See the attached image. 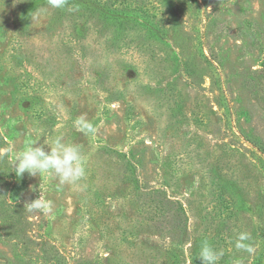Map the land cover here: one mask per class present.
<instances>
[{"label":"rangeland","instance_id":"1","mask_svg":"<svg viewBox=\"0 0 264 264\" xmlns=\"http://www.w3.org/2000/svg\"><path fill=\"white\" fill-rule=\"evenodd\" d=\"M56 135L84 180L17 177ZM203 240L264 264V0H0V264H200Z\"/></svg>","mask_w":264,"mask_h":264},{"label":"clouds","instance_id":"2","mask_svg":"<svg viewBox=\"0 0 264 264\" xmlns=\"http://www.w3.org/2000/svg\"><path fill=\"white\" fill-rule=\"evenodd\" d=\"M49 4L55 8H62L65 0H49ZM73 126L85 135H94L97 131V126L84 117H78L73 122ZM9 150L12 151V148ZM84 161V151L80 144L67 142L63 135H56L51 143L29 145L17 153L13 161V171L17 177H23L25 173L32 177L52 174L58 178L59 185L75 186L86 176ZM41 197L42 194L38 199L26 203V208L29 211L39 210L47 213L50 204L44 202ZM251 239L249 233H239L235 244L236 249L252 254L254 247ZM222 256L223 251L215 248L208 240L201 242L197 253L200 264H217Z\"/></svg>","mask_w":264,"mask_h":264}]
</instances>
